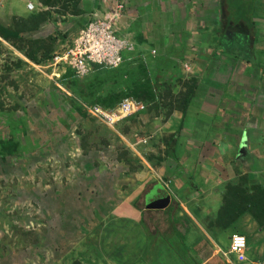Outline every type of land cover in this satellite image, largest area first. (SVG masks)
I'll return each instance as SVG.
<instances>
[{"label":"rangeland","instance_id":"1","mask_svg":"<svg viewBox=\"0 0 264 264\" xmlns=\"http://www.w3.org/2000/svg\"><path fill=\"white\" fill-rule=\"evenodd\" d=\"M27 2L34 4L32 13L25 8ZM94 2L98 6L80 16L69 8L63 12L62 6H43L39 0H0V24L15 28L19 18L49 12L48 20L37 32H26L24 36L47 38L44 45L51 44L55 50L63 37L84 27V16L90 19L94 9L103 12L115 5L110 0H80L78 6L84 10ZM125 9L124 4L121 15ZM50 37H55V41ZM146 54L145 50L131 51L115 69L99 66L88 75L69 78L65 73L44 69V62L24 61L13 46L0 43V140L18 143L22 155L0 158V264H114L110 255H115L119 242L126 241L124 229L140 233L133 236L141 239V246L162 248L156 264H192L194 256L195 263L201 264L199 259L204 260L211 247L218 257L209 264H222L227 251L223 255L220 251L228 249L227 239L236 233L246 236L257 231L258 226L254 228L242 224L243 218L237 219L228 228L217 229L223 236L218 242L209 231L215 228L213 222L203 227L209 236H201L196 225L178 211L172 219L162 211L154 215V224L148 220L150 213H145L152 211V205L163 195L161 185L172 195L176 191L174 185L179 190L183 186L181 194L190 187L187 194L193 195L198 183L191 177L195 168L191 164L195 165L197 155L180 154L188 144L170 146L172 138L178 144L186 140L178 138V131L168 125L174 112L181 116L188 109L187 105L182 112V98L189 88L196 93V80L178 79L173 84L172 78L160 79L153 101L124 98L113 109H105L95 100L96 96L133 89L137 79L154 87ZM19 60L22 63L18 65ZM137 90L136 87L134 91ZM124 100L137 102L145 110L132 114L117 111ZM224 149L221 145L217 150L220 153ZM169 153L175 155L179 167H185L183 182L175 183L165 174L166 170H159L171 158ZM234 195L235 191L230 198L225 195L228 203L224 202L221 213L231 200L236 201ZM177 202L173 200L169 208L178 210ZM104 228H113V235L103 236L100 232ZM115 238L117 243L109 246L108 239L111 242ZM145 256L135 264L141 259L153 262ZM242 256L232 258L235 263L249 264L250 260Z\"/></svg>","mask_w":264,"mask_h":264},{"label":"crops","instance_id":"2","mask_svg":"<svg viewBox=\"0 0 264 264\" xmlns=\"http://www.w3.org/2000/svg\"><path fill=\"white\" fill-rule=\"evenodd\" d=\"M110 1L114 4L116 1L122 2ZM124 4L126 9L115 23L116 36L129 46L122 52L147 51V67L153 79L172 78L173 84L178 79L196 80V93H192L188 109L181 116L174 112L169 117L168 125L178 131V138L186 140L182 144L175 142L177 147L189 145L182 148L180 154L197 155L195 165L191 164L195 167L191 177L198 183L193 187V195L187 194L190 187L181 194L183 186L179 190L174 185L177 198L160 185L162 192H166L163 195H169L167 206L177 199L179 214H185L196 225L201 236H209L203 227L216 220L227 186L235 184L238 178L237 185L246 180L245 186L251 189L256 185L261 186L264 181V0H254L253 19L258 29L252 55L246 53L245 39L238 34L229 37L230 33H225V38L220 39L221 0H125ZM100 5L101 8L105 6L104 3ZM87 6V11L91 12L98 4L94 2ZM93 12L96 16L100 15L95 9ZM232 39L237 42L236 47L224 44ZM149 46L156 51L148 49ZM190 106H195V109L191 110ZM221 145L225 149L219 153L217 149ZM172 159L174 161L165 160V166L159 170H166L165 174L175 183L178 180L183 182L185 167L178 166L175 155ZM183 185L186 186L185 183ZM157 211L162 212L163 209ZM241 218L242 224L254 228L258 226L248 213L238 217ZM215 228L209 231L215 240L222 241L221 231ZM100 233L103 236L113 235V228H104ZM124 233L126 241L119 242L115 255H110L114 264H135L144 254L153 262L150 260L147 263L141 259L142 264L157 263L162 248H145L147 244L141 246V239H134L133 235L140 233L125 229ZM245 235L247 248L243 251L244 259L264 261V232L257 229ZM117 239L111 242L108 239V245H115ZM205 240H208L207 237ZM217 249L221 250L220 247ZM215 250L211 247L210 254L204 260L199 259L201 264L212 263L213 258L218 257ZM225 250L227 255L223 256L222 264H241L235 263L228 249L220 251L222 255ZM248 250L250 253H247ZM121 259V262H116ZM196 259V256L192 258V264H200L195 263ZM138 262L141 263L140 260ZM171 264L181 263L174 261Z\"/></svg>","mask_w":264,"mask_h":264},{"label":"trees","instance_id":"3","mask_svg":"<svg viewBox=\"0 0 264 264\" xmlns=\"http://www.w3.org/2000/svg\"><path fill=\"white\" fill-rule=\"evenodd\" d=\"M39 1L41 2V4H43V6L50 7L53 9L62 6L63 12H65V10L69 8L72 10L71 12L74 13L75 15L82 16L88 12L87 9L80 10L78 6L80 0H39ZM253 7H254V0H221L220 14L222 15V25H221L222 34L220 39H223L225 33L228 34L230 33L229 37L238 34L239 37H243L245 39V47H246L245 51L249 55L253 54L252 46L257 36V30H256L257 28L255 26V22L253 19ZM47 13L49 12H38V14H30L28 18H19L16 22L15 28L0 24V39L13 46V48L18 52H20L27 60H30L34 63L45 62L54 51L53 48L51 47V44L49 46L44 45V43L46 42L45 40L47 38L45 40L32 38V37L25 38L24 34L26 32L30 34L37 32L39 26L48 20L46 17ZM83 21H85L87 24L89 18H86V16H84ZM49 40L55 41V37H50ZM236 43L237 42L235 41V39H232L231 41H226V43L224 42L225 45L232 46L233 48L237 46ZM231 49L232 48H229V50ZM233 51H235V49H233ZM125 54L126 52H122V57H125ZM21 61L22 60H19L17 64L18 65L21 64L22 63ZM96 69H100L99 66L92 64L91 71L88 74H90L92 70H96ZM64 76H70L69 78H74L72 76H75V72L71 69H68L65 71ZM159 83H160V77L155 78L154 87H151L148 83L145 82V80L137 79L135 85H133L134 86L133 89L128 88L127 90H122L120 92H111L104 97L96 96L95 100L100 101V103L104 105L105 109H113L115 107L114 105L121 102L124 98L132 97L134 99L143 100V101H153L154 100L153 91L155 92V88L156 89L159 88ZM136 87L138 88V90L134 91ZM192 95L193 94L191 92V88H189L188 94H186L185 97L182 98V104L184 105V109L182 111L183 113L187 108L186 106L190 103V99ZM76 110L79 112L80 115L82 116L84 115V112H82L80 108L76 107ZM83 117L85 118V116ZM173 139L174 138H172L171 140V144H170L171 147L175 143V140ZM18 149H19L18 143H14L13 141L0 140L1 159H5V157L14 158V157L22 156L20 152H18L19 151ZM168 156H171L172 158L173 154L171 155L169 153ZM237 182L235 184L228 185L226 188V193L227 192L228 193L227 194L225 193V195L231 197V194L233 193V191H235L236 196L234 195V197H236V201L231 200L227 206V210L223 211V213L219 212L218 216L216 217V220L212 223V225L214 227L222 228L221 230H223L231 226L232 223H234V221L238 219V217H240L245 213H248L251 216V219L258 224L257 229L264 232V185L261 186L256 185L251 189L245 186L247 184L246 180L240 181L238 185ZM165 193L166 192H164L163 194ZM228 197L224 201L225 204L228 203ZM163 211L165 217L166 215H168L170 219H172L173 217H175L176 212L179 211V207L178 210L175 211L174 206L169 208L168 205L165 209H163ZM149 213L150 216H148L149 217L148 220L151 223H153L155 219L154 215H159L162 212L157 210H152L145 214L149 215ZM171 227L174 228L175 225L171 224ZM227 244L229 247L230 239L229 242H227Z\"/></svg>","mask_w":264,"mask_h":264},{"label":"built area","instance_id":"4","mask_svg":"<svg viewBox=\"0 0 264 264\" xmlns=\"http://www.w3.org/2000/svg\"><path fill=\"white\" fill-rule=\"evenodd\" d=\"M25 8L29 12L35 10L32 2H27ZM123 8L124 4L115 3L110 10L99 12V16L93 14L87 24L77 33L61 39V44L44 62L43 68L59 73H65L66 70L71 69L77 75H85L91 71L92 64L108 68L119 66L123 60L122 51L129 49L128 44L115 34V23L118 18L122 17ZM143 110V105L129 100H124L117 107V111L126 114ZM145 142L146 140H143V143ZM245 248L246 238L241 234H233L230 239L229 252L242 256ZM254 264H264V262Z\"/></svg>","mask_w":264,"mask_h":264},{"label":"water","instance_id":"5","mask_svg":"<svg viewBox=\"0 0 264 264\" xmlns=\"http://www.w3.org/2000/svg\"><path fill=\"white\" fill-rule=\"evenodd\" d=\"M169 195H162L155 203L152 205L153 210H161L164 209L168 204ZM146 209H149L148 206H145ZM255 262L250 261L249 264H254Z\"/></svg>","mask_w":264,"mask_h":264},{"label":"clouds","instance_id":"6","mask_svg":"<svg viewBox=\"0 0 264 264\" xmlns=\"http://www.w3.org/2000/svg\"><path fill=\"white\" fill-rule=\"evenodd\" d=\"M144 110H145V109H144ZM141 112H142V111H141ZM139 113H140V112H139ZM236 234H237V233H236ZM230 239H231V238H230ZM229 246H230V244H229ZM246 246H247V240H246ZM245 249H246V248H245ZM245 249H244V250H245ZM228 253L231 254V255H234V254H232V253L229 252V247H228ZM242 255H243V254H242ZM234 256H238V255H234ZM242 257H243V256H242ZM262 262H264V261H262ZM255 263H261V262H255Z\"/></svg>","mask_w":264,"mask_h":264}]
</instances>
